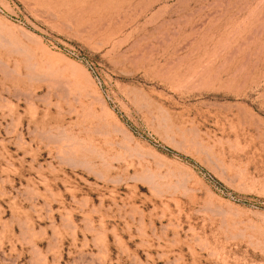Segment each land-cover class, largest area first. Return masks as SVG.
I'll list each match as a JSON object with an SVG mask.
<instances>
[{"label":"rangeland","instance_id":"1","mask_svg":"<svg viewBox=\"0 0 264 264\" xmlns=\"http://www.w3.org/2000/svg\"><path fill=\"white\" fill-rule=\"evenodd\" d=\"M0 264H264V0H0Z\"/></svg>","mask_w":264,"mask_h":264}]
</instances>
